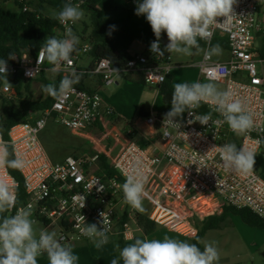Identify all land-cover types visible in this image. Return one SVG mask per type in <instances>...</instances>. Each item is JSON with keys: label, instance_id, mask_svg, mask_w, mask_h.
<instances>
[{"label": "built area", "instance_id": "built-area-1", "mask_svg": "<svg viewBox=\"0 0 264 264\" xmlns=\"http://www.w3.org/2000/svg\"><path fill=\"white\" fill-rule=\"evenodd\" d=\"M67 1L80 6L74 0ZM28 9L27 5L23 8L24 11ZM234 13L231 20L219 18L220 22L212 28V45L218 41L225 46L229 58L216 61L212 57L206 61L203 56L196 65L198 81L223 84L224 90H230L233 98L240 99L254 114L259 126L256 130L236 135L213 105L202 103L194 110V115L185 112L182 118H177L179 128L163 124L165 115L147 117L153 132H157V125L159 127L160 145L143 148L129 136L110 137L103 130L102 117L108 118L111 112L106 109L101 95L74 85L75 92L56 97L51 107L32 113L29 122L14 125L7 142L0 131V143L11 147L12 152L26 162L23 170L18 171L24 180L27 201L9 214L30 208L37 235L41 229L55 231L58 239L63 238L61 243L71 246L90 242L81 234L80 227L95 223L102 228V220L110 238L119 219L118 196L123 195L122 185L116 179L96 173L99 156L104 154L123 179L131 174L137 159L150 169L145 186L148 196L143 202L149 205L148 219L158 227L194 238L198 232L196 220L224 206L249 209L264 218V178L255 167L248 176L226 169L217 151L225 144L234 143L238 148L254 150L257 159L264 143V0H237ZM68 27L74 32L76 24L69 23ZM54 32L63 39L66 26L58 21ZM78 49L72 55V63H62L56 73L62 77L73 71L94 74L101 77L104 87L114 85L116 76L121 73L140 74L147 85L159 87L179 67L167 54L154 55L149 46L146 54L132 56L124 67L117 68L109 60L99 59L92 67L79 70L76 60L89 54L92 45L85 43ZM37 60L38 54L34 57L23 54L18 63H7L6 77L0 74V95L16 96L11 84L15 75L21 74L26 80L38 79L45 60L38 67ZM30 71L33 72L31 76L28 75ZM209 112L212 120L208 125L195 121V115ZM189 120L194 122L189 124ZM50 123L85 138L90 147L88 154L53 161L41 140L42 132ZM165 132L169 135L165 136ZM108 137L112 139L111 145L104 143ZM257 140L261 143L257 144ZM0 178L14 185L16 195L18 182L8 168H0ZM128 206L130 209L122 213L127 215L122 233L131 239L130 223L136 222L140 210ZM43 255L46 254L40 256Z\"/></svg>", "mask_w": 264, "mask_h": 264}, {"label": "clouds", "instance_id": "clouds-1", "mask_svg": "<svg viewBox=\"0 0 264 264\" xmlns=\"http://www.w3.org/2000/svg\"><path fill=\"white\" fill-rule=\"evenodd\" d=\"M236 3L237 0H137L135 14L145 16L151 26L156 37L150 45V51L154 55L164 56L167 52L192 56L203 52L207 61L222 53L219 44L211 43L212 28L220 22L219 18L232 19ZM52 18L66 26L65 37L45 39L38 53L37 67L40 62L47 60L52 65L50 70L56 72L62 63L71 64L73 53L79 51V38L68 25L82 20L84 12L79 5L67 3L59 12H53ZM162 33H166L168 39L163 50L160 47ZM200 40L205 41L206 48L201 47ZM8 59H14V54L9 53ZM32 73L30 71L28 75L31 76ZM0 74L5 77L7 75V61L3 59H0ZM82 75L73 71L63 76L59 85H46L44 91L54 97L73 93V86L79 83ZM202 103L213 105L236 135L250 133L259 127L254 120V114L243 102L234 99L230 90H220L212 80L176 83L171 97V109L165 114L163 124L179 128L177 118H182L185 112L190 116L194 115V110ZM211 120V112L195 115V121L201 125H208ZM193 122L188 121L189 124ZM164 135L168 136L169 133L165 132ZM256 143L260 144L261 141L257 140ZM217 151L222 157L224 167L238 175L248 176L254 169V150L238 148L236 144L229 143L219 147ZM25 166L24 159L10 152L6 144L0 143V168L23 170ZM149 171L137 159L133 171L126 176L121 186L124 201L140 211H143V199L148 196L145 186ZM15 204L14 185L0 178V264H38L37 257L42 254L47 255L49 264H78L79 256L74 253L71 245L61 243L63 238L58 239L55 231L41 229L37 235L30 208H21L15 214L8 215ZM84 205L85 203L81 208ZM100 215L103 217V212ZM81 219L85 220V217L82 216ZM80 232L97 249L109 242L108 229L103 220L102 228H98L95 223L85 224L80 227ZM116 248L119 258H112L111 264H218L220 259L214 242H205L201 250L196 243L169 236L151 240L136 238L123 248L119 245Z\"/></svg>", "mask_w": 264, "mask_h": 264}, {"label": "trees", "instance_id": "trees-1", "mask_svg": "<svg viewBox=\"0 0 264 264\" xmlns=\"http://www.w3.org/2000/svg\"><path fill=\"white\" fill-rule=\"evenodd\" d=\"M11 1L14 2L16 9L5 7V4ZM74 1L80 3V8L90 18L89 24L84 23V33L89 30L87 40L92 45V51L90 52L93 58L92 64L94 65L95 61L99 59H107L117 68L124 67L131 57L126 56L115 45L108 42V24L104 20V12L98 8L101 0ZM133 1L136 5H133L132 11H135L137 0ZM67 3H69L67 0H0V59L6 60L7 63H18L23 54H28L31 57L36 56L47 37L61 39V37L54 32L58 20L53 19L52 16L46 13L47 9H51L53 12H59ZM25 5L29 8L27 11L23 10ZM9 53L14 54V59H8ZM51 68L52 65L45 60L43 72L36 80H26L21 74L15 75L11 79V84L16 91V96L9 98L0 95V131L4 141L7 142L9 140V131L14 125L29 122L32 113L43 111L51 107L54 103L56 97L46 93L44 87L51 83L59 85L62 76L57 73L54 79H48L46 72ZM138 75L137 81L143 85H147L143 76L140 74ZM35 81L43 85L44 96L38 100H31L25 95H27L31 84ZM157 88L162 96L163 102L166 105H170V107L158 111V116H162L171 109V97L174 90V86L171 84V77H168V79ZM158 128L157 125V132L154 134L152 141L159 139L160 135ZM130 137H133V135L130 134ZM138 143L141 147L145 148L150 144V141L149 139H141L138 140ZM8 148L9 151L12 152L11 147L8 146ZM263 148L264 143L262 145V149ZM49 156L53 161L58 162V158L50 153ZM255 166L257 167V169H255L264 178V158L261 155L257 157ZM97 167L96 173L98 175L116 179L121 185L125 182V179L111 167L104 154H100ZM8 171L18 182V187L16 189V204L14 207L17 209L27 201L25 184L18 170L8 168ZM147 213L148 211L146 210L138 213V224L143 229V233L149 236L157 231L158 226L148 219ZM229 213L239 216L242 221L250 227L264 229V218L259 217L251 210L224 206L222 208V214L218 219L216 217H208L200 223L198 232L193 238L192 243H196L201 250H203L201 240L205 233L208 230L218 228L220 226L219 224ZM8 215L10 214L8 213ZM213 219H216L215 224L211 223ZM126 220L127 215H124L122 221H120L121 227H123ZM123 247V242H120V248Z\"/></svg>", "mask_w": 264, "mask_h": 264}, {"label": "rangeland", "instance_id": "rangeland-1", "mask_svg": "<svg viewBox=\"0 0 264 264\" xmlns=\"http://www.w3.org/2000/svg\"><path fill=\"white\" fill-rule=\"evenodd\" d=\"M37 2V1H35ZM36 6V5H35ZM6 8H14V3L5 4ZM117 7L119 8V13L115 16V11L113 14H110L109 8ZM100 8L103 10L104 14L109 15L108 20L110 23L114 24V26L121 32V34L127 36L125 39V43L128 44L130 48V52L134 54H146L147 48L151 45L156 37L154 36L150 24L147 22L146 17L143 15H136L135 11H132L133 4L129 0H102L100 3ZM53 11L47 9V15L52 16ZM90 18L84 13V18L76 23L74 34L78 36L79 39L88 38L89 30L84 33V23L89 24ZM108 23V22H107ZM112 24V25H113ZM165 36V33H162L160 42L162 43V38ZM202 48H205V43L199 41ZM219 44L222 53L219 56H213L216 61H226L229 58L228 51L225 46L221 45L218 41H216L213 45ZM165 46L162 44L161 49L163 50ZM195 52V50H193ZM172 59L173 64L178 65L173 73L174 83H192L198 81L199 68L195 67L197 62H200L203 58V52H199L192 56H183L178 55L176 53H167ZM93 58L91 55H84L82 59H79L78 64L80 66H89L92 62ZM126 74L121 73L116 76V79H123L124 82H120L119 85L114 84L110 87L104 89L102 93H100L105 107L107 110L111 112V116H109L108 120L114 119L116 121V126L119 130H122L126 126H135L136 129L140 133H150L151 127L147 124V118H143L139 115L140 108L142 103H150L154 115L158 114V107L163 105L162 99L159 95V91L157 87L143 85L137 83L135 81L125 80ZM49 79H54L55 75H49ZM200 82H208V80H202ZM217 83V82H216ZM217 86L220 90H224L225 87L223 84L217 83ZM26 97H29L31 100H38L44 96L43 85L37 81L33 82L30 86L29 92ZM140 104V105H139ZM111 129V127H108ZM155 133V132H154ZM153 133V134H154ZM41 140L44 143L46 149L50 154H52L56 158L64 159L67 156H76L82 157L85 154H88L89 147L87 144L83 142L81 139L73 136L69 130L54 125L50 123L47 128L41 134ZM264 142V141H263ZM153 144L159 146L160 139L153 140ZM87 151V153H86ZM261 154L264 157V148L261 150ZM256 169L257 167L254 166ZM98 167L96 166V169ZM119 204L117 206L118 216L121 217L124 211H128L130 208L127 203L124 201L123 196L119 195ZM149 205L147 202H143V211H148ZM222 209L213 210L214 214L220 212ZM142 211H140L141 213ZM136 222L130 223L131 229L133 230V235L137 234L136 238L142 239H163L165 236L173 237L180 240H187L191 242V239H187L178 235L176 233L170 232L165 228L158 227L155 234L151 236H145L143 234V229L138 224V214H136ZM237 219L240 218L237 217ZM116 226H120V222L117 223ZM140 229V230H139ZM134 231L136 233L134 234ZM217 233V232H216ZM217 235H220L219 233ZM224 235V234H223ZM216 236L215 232L208 234L205 240L201 242L202 246H204L205 242H213L214 237ZM228 239L229 237H225ZM215 246L219 250L220 259L218 264H251L249 258L244 256L245 250L241 247L239 248V243H232L231 240H226L225 242L219 241L215 243ZM86 245V244H81ZM88 246V252L90 260L92 261L90 264H94L99 261L100 258L103 261H108L112 259L115 251L118 252L116 248V244H113L111 250H105L102 247L100 249H91V245ZM119 254V253H118ZM243 255V257H239ZM89 264V262H87Z\"/></svg>", "mask_w": 264, "mask_h": 264}, {"label": "crops", "instance_id": "crops-1", "mask_svg": "<svg viewBox=\"0 0 264 264\" xmlns=\"http://www.w3.org/2000/svg\"><path fill=\"white\" fill-rule=\"evenodd\" d=\"M101 1H100V3H101ZM129 1H131L133 5H136L133 0H129ZM12 2L13 1H11L9 3H12ZM100 3L98 5V8H100ZM9 9H16L15 8V4H14V8H9ZM109 9L111 11L110 14H113L112 12L115 11V9H116L115 16H117V14L119 13L118 12L119 8H117V7H115V9L112 8V7L109 8ZM100 10H102V9L100 8ZM108 16L109 15H107V14L104 15V20L106 21V23L108 22L107 23L108 24V30H107L108 42L113 44V45H115L126 56L132 57V56L138 55V54H134V53L130 52V48L128 47V44L125 43V39L127 38V36L125 37V35L121 34V32L114 26V24L112 23L113 24L112 25L110 23V21L108 20V18H109ZM79 41H80V43H79L78 47L81 46L82 44L89 43L87 38L79 39ZM163 42L168 43V39H167L166 33H165V36L162 38V44H163ZM87 55H91V54L89 53ZM83 56H80L79 59H82ZM79 59L76 60V68L77 69L83 70V69H88V68L93 66V64H92L93 60H92V62L90 63L89 66H80L78 64ZM197 63H199V62H197ZM197 63L195 65H197ZM173 71H172V73H173ZM46 73H47V78H48L49 75H56L57 74L56 72H52L51 70H47ZM138 77H139L138 74H126V77H125L126 79L125 80H128L130 82L132 80V81H135V82L139 83L137 81ZM170 77H171V84H172V86H174L175 83H174V79H173L172 74H171ZM50 80H52V79H50ZM123 80H124V78L123 79L122 78L121 79H116V83L115 84L119 85L120 82H122V83L124 82ZM198 80H199V75H198ZM75 85L78 88L84 89V90L89 91V92H98L99 94L102 93L105 88H107V87L103 86L101 77L97 76V75H94V74H83L81 79H80V81H79V83H77ZM159 95H160V93H159ZM160 97L162 99L161 95H160ZM162 102H163V100H162ZM146 104L150 105V110H151V115L150 116H158V114L154 115L152 107H151V104L150 103H146ZM144 105H145V103L144 104L142 103L141 108ZM167 107H170V105H166L163 102V105L160 106V108L158 107L157 109L159 111V110L167 108ZM141 108H140V111H141ZM139 115H140V112H139ZM143 118H145V117H143ZM102 120L104 122L103 130L110 137H119L121 135H126V136L130 137V134H131V135H133V137H130V138L132 140H134L135 142H137V144L139 146H140V144L138 143V140H141V139H144V140L149 139L150 144H148V145L146 144L147 147L149 145H154L153 141H152V138L154 136V134H153L154 132H153L152 129H151L150 133H140L136 129L135 126H132V127L126 126L122 130H119L117 128V126H116V121H114V119L111 120V122H110L108 120V118L102 117ZM108 127H111V129H109ZM71 134L73 136L77 137L78 139H81L83 142H85L87 144V147H89V142L85 138H83L81 136H77V135H75L73 133H71ZM110 137H108L105 140L104 143L106 145H111L112 139ZM87 150L89 151L88 148H87ZM86 153H87V151H86ZM260 155L263 157V155L261 153H260ZM58 159H59L58 162H61V161L64 160V159H61V158H58ZM217 210H219V209H217ZM221 214H222V210L220 212L216 213V214H214L213 212H210L208 215L204 216L203 218L197 219L196 220L197 221L196 225H198L197 228L199 227L200 223H202L208 217H216L218 219L221 216ZM237 217L240 218L239 216L234 215L232 213H229L228 215H226L224 220L219 224L220 226L218 228L208 230L205 233V235H204L203 239L201 240V242L206 239L208 234L215 232L216 236L214 237L213 242H215V243H217L219 241L225 242L226 240H231V242L234 243V244L237 242V243H239V248L241 249V247H242L245 250L244 256L249 258V261H250L251 264H264V229H258V228L250 227L249 225L244 223L241 218H240V221H239V219H237ZM122 219H123V215L121 217H119V219L116 222V225H117L118 222L122 221ZM211 223L215 224L216 223V219H213ZM116 225H115V229H114L113 235H111V237L109 238L108 244L102 246V248L105 249V250H107V249L111 250L112 247H113V244H116V245L120 246V242H123V246H125L126 244H129V243L133 242L136 239V237H137V234H136V235H133V238H131V239L130 238H125L123 233H122L123 227H121V226L118 227ZM135 233H136V231H134V234ZM218 233L220 235H217ZM153 234H155V233H153ZM153 234H151V235H153ZM151 235H149V236H151ZM225 237H229V238L226 239ZM184 238H186V237H184ZM187 239H191L190 243H192L193 238H187ZM81 244H86V245H81ZM87 245H91L90 248L93 249V250L96 248L91 241L90 242L75 243L72 246L74 253L77 254L79 256V258H80L79 261H78V264H87V262H89V264H90L92 262L90 260L91 258L89 257V252H88L89 248H88ZM114 257L115 258H119L118 252L115 251V253H114L112 258H114ZM239 257L241 258V257H243V255H240ZM111 260L112 259H110L108 261L109 263H107L106 261H103L102 258H100L99 261L94 263V264H111ZM37 261H38V264H49V260H48L47 255H43V256L37 257Z\"/></svg>", "mask_w": 264, "mask_h": 264}, {"label": "water", "instance_id": "water-1", "mask_svg": "<svg viewBox=\"0 0 264 264\" xmlns=\"http://www.w3.org/2000/svg\"><path fill=\"white\" fill-rule=\"evenodd\" d=\"M167 43L166 42H163V45H166ZM140 115L142 117H150L151 115V110H150V105L149 104H145L142 108H141V111H140Z\"/></svg>", "mask_w": 264, "mask_h": 264}]
</instances>
